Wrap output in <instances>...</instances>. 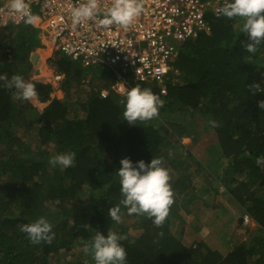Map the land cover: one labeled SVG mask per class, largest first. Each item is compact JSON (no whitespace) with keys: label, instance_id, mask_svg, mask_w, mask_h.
I'll return each instance as SVG.
<instances>
[{"label":"trees","instance_id":"16d2710c","mask_svg":"<svg viewBox=\"0 0 264 264\" xmlns=\"http://www.w3.org/2000/svg\"><path fill=\"white\" fill-rule=\"evenodd\" d=\"M209 19V34L179 46L171 63L175 73L168 72L153 86L143 83L142 88L151 89L163 103L156 117L136 124L124 120L125 99L113 93L91 90L88 98L78 94L73 101L52 97L50 81L29 74L37 39L30 40L23 24L0 28V73L29 79L37 90L35 100L43 106L38 112L31 103L37 115L22 114L12 101L15 89L0 81V177L10 174L0 179V264H73L66 255L73 257L71 251L76 254L78 247L81 255L74 256L87 257L97 229L125 237L121 243L127 264H264V163L256 162L264 157V109L257 104L264 99V41L250 53L242 18ZM48 62L63 74L67 95L76 82L92 88L97 78L58 50ZM174 74L181 83L172 81ZM169 114L192 119L193 124L185 126ZM201 118H207L203 126L215 136L210 148L218 162H226L221 173L222 161L206 169L182 141L184 135L197 141ZM31 122L34 132H16L18 125ZM26 135H34L35 145L23 142ZM103 141L106 154L95 148ZM16 145L22 152L10 151ZM116 150L133 161L159 157L168 168L173 203L163 225L157 227L146 214H131L128 224L108 216L117 205L120 213H128L120 204ZM65 151L75 153L71 166L49 164L50 156ZM83 190L89 194L85 207L73 212L64 206H71ZM180 207L190 222L178 219ZM199 209L205 220L192 212ZM243 213L249 214L257 237L251 239L248 231V240L236 244L233 236L243 227ZM39 216L52 224L51 243H32L20 231L21 224Z\"/></svg>","mask_w":264,"mask_h":264},{"label":"built area","instance_id":"2783aa9c","mask_svg":"<svg viewBox=\"0 0 264 264\" xmlns=\"http://www.w3.org/2000/svg\"><path fill=\"white\" fill-rule=\"evenodd\" d=\"M84 0H25L28 11L38 17L34 26L41 30L48 47L59 48L67 58L84 68L101 66L115 74L114 89L125 95L132 80L156 83L173 70L181 44L209 34L207 17L216 14L226 0H139L143 11L128 26L99 25L101 16L75 22L72 9ZM106 8L112 0H97ZM24 16L11 7V0H0V27L24 24ZM55 79L61 77L53 73ZM160 82V81H159ZM250 219L243 215V222Z\"/></svg>","mask_w":264,"mask_h":264},{"label":"clouds","instance_id":"9594fccd","mask_svg":"<svg viewBox=\"0 0 264 264\" xmlns=\"http://www.w3.org/2000/svg\"><path fill=\"white\" fill-rule=\"evenodd\" d=\"M11 7L23 14L25 23L32 25L38 23V17L28 11L25 0H11ZM142 11L143 7L139 0H112L111 5L106 8L98 7L97 0H84L78 7L72 9V16L75 22L101 16L99 25L118 24L126 27ZM215 15L243 19L241 30L248 37L249 42L245 45L248 52L255 53L257 45L264 41V0H226L217 9L216 14L211 16ZM60 75L62 74L60 73ZM112 78L114 79L110 83L111 89L116 95L125 99L124 120L136 124L135 122L138 120L147 121L158 115L159 107L163 101L151 89L140 86L132 87L130 83L131 87L128 88L125 95H120L113 87L115 76ZM60 79L61 77L58 80ZM0 81H3L5 86L14 88L20 99L31 100L37 95L35 85L26 81L20 74H14L9 78L7 73H0ZM145 84L153 86L156 83ZM257 104L259 109H264V99L257 101ZM74 159V152H59L49 157V164L53 167H68L74 163ZM256 162L257 164L264 163V157H258ZM119 165L115 172L119 177L122 194L120 204L127 208L129 214H146L157 227L163 225L173 203V191L169 183V170L164 166L162 159L151 156L148 161L142 158L133 161L129 157H121ZM108 216L119 222L121 219L120 206L110 208ZM243 224L245 223L243 222ZM88 226L85 225V227ZM19 228L32 243L41 241L51 243L55 236L52 224L45 216H39L30 223H23ZM124 238L122 234L115 231L105 233L97 229L91 241L94 264H127V252L121 243Z\"/></svg>","mask_w":264,"mask_h":264},{"label":"rangeland","instance_id":"374dc122","mask_svg":"<svg viewBox=\"0 0 264 264\" xmlns=\"http://www.w3.org/2000/svg\"><path fill=\"white\" fill-rule=\"evenodd\" d=\"M209 15L210 14L207 13L208 19L211 17ZM42 39H44V38L42 37ZM38 50H39L38 48H33L32 49L33 52H35V51L38 52ZM54 50L55 49L51 50L52 53H50V56H53V54H54L53 51ZM57 50L60 53H62L59 48H57ZM38 54L40 56V60L38 61V63L36 62V65H34L32 67L31 71H29V74L31 75V77L33 75L37 77V75H38V76H41V77L48 78V75H46V74H51V72H52L51 65L49 64L48 59L45 58L44 52H38ZM73 62L78 63L76 61H73ZM90 71H91V73H94V74H97V75H103L104 74V75H106L108 77H114L115 76V74L112 71H106L101 66H92ZM42 74H45V75H42ZM174 75L175 76L173 77L172 81L175 82V83H181L182 82L181 78L176 76V74H174ZM166 78H167V75H163L160 80H165ZM127 79L130 81L132 87L133 86L142 87L144 85L142 82H134L132 80V76L130 74H127ZM93 81H94V84H93L92 88H91V86L89 87V86H86L85 84H76L75 83V84H73L70 87V90L72 92L70 95L57 94L56 96H58V97L55 96V98L67 97V98H70L73 101L72 98L76 99L78 94H82L84 96V99L88 98L89 94H90V91L91 90H96L99 87V84L101 83V85H102V83H103L100 78H96V77L93 78ZM159 81H157L156 84H158ZM12 101H13V103L15 105V109L20 111L22 114H25V115L30 114V116H31V114H33L34 116L37 115L36 111L33 108H30V105L28 104V100H23V99H20V98L17 97L16 90L12 94ZM37 109L39 110L38 112H40L43 108H37ZM177 116H178V114H169V118L171 120H173V121L178 120L179 122L184 123L185 126H190L191 123L193 124V120L192 119H189V118H186V117H183V116H180V115H179V117H177ZM70 117H75V116L70 114ZM160 117H161V115H160ZM202 119H204V118H201V120ZM206 119L207 118L204 119L203 124H202L201 120L197 121V126L198 127H196V129H195V132H196V135H197V141L193 142L192 141L193 137L191 135L190 136L189 135L182 136V141L192 151V154L195 155L196 158H198V160L202 163V165L206 169H211L212 170L213 168H215L217 166V163L219 165L221 163V161H222V167L218 169V172L221 173L223 171L222 168L224 167L225 160L221 159V161L218 162L219 158L217 156L216 151L213 150V148H210V147L213 146V144L215 142V136H214L213 131L211 129H209L208 127H204L203 126V125H205L208 122ZM33 124H34L33 122H31L29 125L27 123L20 124V126L18 125L17 128H16V132L17 133H22L23 130H25L26 133L27 132H31V131L34 132L33 129L30 131V128L32 127ZM24 140L25 141H23V142L25 144L27 143L30 146L35 145V143H36L35 140H34V135L31 136V137L26 135V138L24 137ZM95 148L98 151H100L101 154H106L108 152L107 151L108 147H107V145H106V143L104 141L95 144ZM14 150H18V151L22 152V149H19L18 145L14 146L13 148H10V151H14ZM115 155H117L119 159H121V157H124L123 156V152H118L117 150L115 151ZM9 176H10V174L7 173L5 175H2V177H0V179H7ZM220 188L223 189L222 186H220ZM226 195H225V198L227 200L231 199L233 202L235 201V200H233L231 198V196L229 194H226ZM88 199H89V194H88L87 191H85V190L79 191L77 194H75V199H74V202H72L71 206H69V204H65L64 206L68 207V208H72L71 210L73 212H75L77 209H80V207H82L83 205L85 207V205H86L85 203L87 202ZM79 202H81V203L79 204ZM192 212L194 214L197 213L199 216H201L202 220H205V216L202 215V210L201 209L192 210ZM120 216H121L120 220L122 222H125V224H128L133 219V216L131 214H129V213L126 214V212H124L123 210L121 211ZM178 219H183L186 222H190V220H191V218L189 217V214H187V212L182 207L179 208V217H178ZM71 221H73V218H71ZM252 229H253V222L251 220H248L245 224H243V227H241L238 230V232L233 236L234 237V241L236 242V244L248 240V238H249L248 237L249 236L248 233L251 232ZM129 234L130 235H134L135 231L130 228L129 229ZM250 234H251V237H250L251 239H253L254 237H257V233L255 231H252ZM85 239H86V237L82 238V240H85ZM81 246H84V249L86 248L85 245L81 244L79 247H81ZM87 250H86L88 252V256L87 257H83V256L75 257L76 254L81 255L79 253V248L77 247L76 251H75L76 254H73L74 251L72 250L71 254L73 255V257L70 254H67L66 258H67V260H70L71 262H73V264H94L93 256L91 254L92 253L91 252V245L88 246ZM79 262H81V263H79ZM61 264H66V263H64L62 261Z\"/></svg>","mask_w":264,"mask_h":264},{"label":"crops","instance_id":"0c3cea01","mask_svg":"<svg viewBox=\"0 0 264 264\" xmlns=\"http://www.w3.org/2000/svg\"><path fill=\"white\" fill-rule=\"evenodd\" d=\"M5 27V26H4ZM6 27H15L16 28V26L15 25H13V24H7L6 25ZM22 27L24 28V29H29L30 30V32H31V34H29L30 36H29V38H30V40L31 41H33V38H35V39H37V43H35V45H34V47L33 48H38L39 50H38V52H44V54H45V58H47V59H49L50 57H52V56H50V53H51V48L50 47H48V45H47V42H46V39L42 36V34H41V30L39 29V28H37V27H35L34 25H32V24H27V23H24L23 25H22ZM32 27L33 28H36V30H33L32 29ZM42 37L44 38V39H42ZM34 43V42H33ZM55 50H57V49H55ZM36 52V51H35ZM38 52H36L37 53V57H36V59H35V61L33 62L35 65H36V62L38 63V61L40 60V56H39V54H38ZM46 52V53H45ZM49 52V53H48ZM34 53V52H33ZM32 53V54H33ZM32 54H31V56H32ZM30 56V57H31ZM32 61V60H31ZM72 61V60H71ZM75 63V62H74ZM76 65H78L79 67H81L82 68V66L79 64V63H75ZM51 68H52V72H51V74H46V75H48V78H45V77H41V76H38L37 75V77L36 76H32V77H35V78H40V79H45V80H49L50 81V83H51V86H52V94H51V96L52 97H55L57 94H64V95H67V92H66V89L64 88V81H65V78H64V76H63V74L61 73V72H58L53 66H51ZM91 68L92 67H90V68H88V69H90L91 70ZM87 70V69H86ZM90 70H88V71H90ZM91 72V71H90ZM53 73H58V74H62L61 75V79L60 80H58V79H55L54 78V76H53ZM92 74V73H91ZM42 75H45V74H42ZM101 76V77H100ZM30 77H31V75H30ZM97 78H100L101 80H102V85H101V83L99 84V87L96 89V90H94V92L96 91V92H98V93H100L101 95H108L109 93H113V94H116L112 89H111V87H110V83H111V80H112V78H109L108 76H106V75H97ZM114 79V78H113ZM26 81H29V79L27 80V79H25ZM30 82V81H29ZM76 84H84V83H80V82H76ZM87 86V85H86ZM94 89V88H93ZM56 97H58V96H56ZM29 101V105L31 104V105H33V107L34 108H43V106H41V104H39L36 100H35V97H33L31 100H28Z\"/></svg>","mask_w":264,"mask_h":264},{"label":"water","instance_id":"95a60500","mask_svg":"<svg viewBox=\"0 0 264 264\" xmlns=\"http://www.w3.org/2000/svg\"><path fill=\"white\" fill-rule=\"evenodd\" d=\"M36 57H37V53L34 52V53L32 54V56H31V60H32V62L35 61Z\"/></svg>","mask_w":264,"mask_h":264},{"label":"bare ground","instance_id":"6f19581e","mask_svg":"<svg viewBox=\"0 0 264 264\" xmlns=\"http://www.w3.org/2000/svg\"><path fill=\"white\" fill-rule=\"evenodd\" d=\"M46 53V52H45ZM49 53V52H48Z\"/></svg>","mask_w":264,"mask_h":264}]
</instances>
